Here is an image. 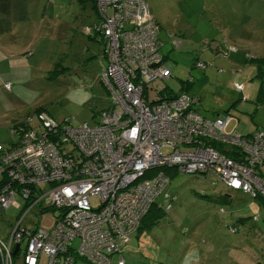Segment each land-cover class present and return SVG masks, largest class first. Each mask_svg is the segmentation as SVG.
Instances as JSON below:
<instances>
[{"label":"built area","instance_id":"2783aa9c","mask_svg":"<svg viewBox=\"0 0 264 264\" xmlns=\"http://www.w3.org/2000/svg\"><path fill=\"white\" fill-rule=\"evenodd\" d=\"M96 9L100 23L85 32L93 29L104 41L108 63L101 81L111 103L93 124L75 125L74 117L57 123L41 112L34 115L40 129L11 128L15 145H0V211L12 205L21 211L8 240L0 237V264H13L15 245L20 243V252L23 242V264H40L42 255L45 264H77L75 255L111 264L159 198L170 209L175 197L163 167L215 175L228 190L264 201V128L252 135L229 131L230 112L208 119L197 112V97H167L162 88L150 87L167 81L173 66L161 53V29L146 0H97ZM196 61L197 68L207 66ZM234 88L242 93L244 84ZM213 141L234 149L237 159ZM34 209L38 220L30 228L24 221ZM47 209L59 211L49 230L38 225ZM117 264L126 263L119 258Z\"/></svg>","mask_w":264,"mask_h":264},{"label":"rangeland","instance_id":"374dc122","mask_svg":"<svg viewBox=\"0 0 264 264\" xmlns=\"http://www.w3.org/2000/svg\"><path fill=\"white\" fill-rule=\"evenodd\" d=\"M62 1H12L21 7L20 21L11 26L6 37L21 36L15 43L24 45L21 49L31 50L33 54H19L13 59L6 54L4 59L0 50V60H4L0 64L2 146L18 139L11 132L16 122L40 129L41 121L34 117L38 109L53 122L74 117L75 125L93 124L111 103L101 81V67L106 63L104 41L93 43L85 33L86 27L99 21L98 14L78 0ZM146 1L161 29V53L173 66L167 81L153 82L150 87H169L176 92L187 88L190 94L200 98L197 112L208 119L231 111L234 120L229 131L235 128L244 134L264 125V101L257 99L261 79L256 64L260 54L264 55V0ZM42 12L48 13V19L55 18L46 29L40 27ZM175 40L177 44H173ZM219 42L232 52L237 49L236 53L239 51L244 60L234 61V53L228 59L217 53L215 47ZM197 59L207 66L197 68ZM22 63H27L26 70ZM64 67H67L65 71ZM8 82L12 83L11 90L5 88ZM234 82L246 86L247 101L242 100ZM190 147L181 145L185 150ZM164 172L169 178L167 191L175 199L170 210H165V216L141 235L140 243L134 236V243L123 253L127 264H264L261 200L228 190L215 175L186 173L176 168ZM16 200L23 205L21 196L17 195ZM90 202L93 207L100 205L98 197ZM20 211L19 206L12 205L0 213L1 238L8 240ZM46 211L38 225L49 230L59 211ZM257 215L259 220L254 221ZM239 218L247 221L240 223ZM33 220H38L36 209L29 213L24 225L33 227ZM231 227L237 231L232 232ZM25 247L23 242L21 251L12 254L13 264H23ZM118 257L119 253L112 256V264L117 263Z\"/></svg>","mask_w":264,"mask_h":264},{"label":"crops","instance_id":"0c3cea01","mask_svg":"<svg viewBox=\"0 0 264 264\" xmlns=\"http://www.w3.org/2000/svg\"><path fill=\"white\" fill-rule=\"evenodd\" d=\"M12 1H15V0H0V36H1V38H0V50H2V55L4 56V59L6 58V54H8V56L11 57L12 59L15 58V57H17V55L19 56V54L22 55V56H29V55H32L33 54L31 50H27V51L22 50L21 48L24 45L21 46L20 44H16L15 43L16 41H18V40H20L22 38L21 36H18V37L12 38V39H9L8 37H6V35L10 31L11 26H15V24H19V21H20L19 20V16H20L21 7L18 4L15 5L14 3H12ZM18 1H22V0H18ZM59 1L63 2L62 0H59ZM87 5H89L91 7L90 4H87ZM84 6H86V5H84ZM16 10H19V12L16 13L15 12ZM95 11L97 12V9ZM47 14H48L47 12L46 13L45 12H42V14H41L40 27L43 28V29L48 28L50 26V24H51V21H54L55 20L54 16H50V18L48 19L47 18L48 17ZM97 14H98V12H97ZM26 16L27 15H25L24 16V19L21 21V25L22 26H23V23L25 21V17ZM98 17H99V14H98ZM98 23H100V17H99V21L98 22H95L94 25H96ZM53 26L56 27V23L55 22L53 23ZM23 32H24V30H23ZM20 33L22 34V31H20ZM97 37H98L99 40H97ZM234 37H235V39L238 38V36L236 34H235ZM89 39L93 43H101L99 41H102V40H100L99 36L97 34H95V32H91L89 34L88 40ZM28 47H31V45H29ZM220 47H221V50H220ZM103 48L105 49V45L103 46ZM16 49H17L16 52H18V53H14ZM215 50L217 51V53H219V52L220 53H223L222 55H225V58H227V59L230 58L231 55L234 53V55H235L234 56V61H243L244 60V58L242 56H240L239 51H238V53H236L237 52V49H235V51L232 52V51L228 50L226 48V46L225 47H222V45H220V42L216 45ZM103 55H104L103 57L105 58L106 63H107V59H106V55H105V50L103 52ZM252 58H255V57H252ZM258 58H264V55L260 54V56ZM197 60H200V59H197ZM245 60H246V58H245ZM3 62H4V60H0V64L3 63ZM106 63L104 65L102 64L101 70L106 65ZM21 66L23 67V70H26L27 67H28L27 66V63H25V64L22 63ZM10 67H12V66H10ZM16 68L18 69V66H16ZM66 69H67V67H64V71ZM244 89L246 91V86L245 85H244ZM244 101H247V99L244 100ZM218 114H220V113H218ZM16 123H23V122L20 121V122H16ZM259 126H262V125H258L256 127H259ZM247 133H251V132H247ZM10 145H12V144H10ZM134 236L137 238V235L136 234H133V236L131 237V241L128 244L129 246L134 243V241H135L134 240L135 239ZM142 236H140L138 238V243H140V239H141ZM128 245H127V247H128ZM18 259L19 258H16V261ZM21 260H22V258H21ZM46 261H47L46 256L45 255H42L41 258H40V264H45ZM78 264H85V263L79 262Z\"/></svg>","mask_w":264,"mask_h":264},{"label":"trees","instance_id":"16d2710c","mask_svg":"<svg viewBox=\"0 0 264 264\" xmlns=\"http://www.w3.org/2000/svg\"><path fill=\"white\" fill-rule=\"evenodd\" d=\"M81 4H83V5H87V4H90L91 5V7L93 8V9H95L96 10V2H97V0H78ZM151 12V11H150ZM152 14V13H151ZM155 19V18H154ZM156 21V20H155ZM157 22V21H156ZM158 23V22H157ZM159 25V24H158ZM86 33V32H85ZM162 47V46H161ZM161 50V49H160ZM164 58H165V60L166 61H168L169 59H168V57L167 56H164ZM256 64H259V77H260V79H261V86H260V89L258 90V101H264V58H259L257 61H256ZM62 69H64V68H62ZM235 83V82H234ZM244 91H245V89H243V91H242V100H246L247 98L245 97V93H244ZM163 92V95L164 96H167V97H169V96H174V95H177V94H180V93H182V92H186V93H188V94H190L189 92H188V90H187V88H184V87H182L181 89H180V91L179 92H176V91H174L173 89H171V88H169V87H163L162 88V91H161V93ZM190 95H192V96H194V97H197V99H198V104L197 105H200V98L198 97V96H195V95H193V94H190ZM197 108V107H196ZM37 111V114H39V113H41V112H44L42 109H38V110H36ZM230 111H228V113H229ZM220 115H225V113H222V114H216V116L213 118V119H216V117H218V116H220ZM13 127H19V128H28L29 126H27V125H25V123L23 122V123H15L14 125H13ZM264 128V125H262V126H259V127H256L255 129H254V131H252L251 133H244L243 135H252L255 131H258V130H262ZM15 143L16 142H14V143H11L12 145H15ZM210 145H212L214 148H216V149H218L219 151H221V152H223V153H225L226 155H228L229 157H232L233 159H237V156H236V152H235V150L234 149H231V148H226L225 146H223L222 144H220V143H218V142H215V141H213V142H211L210 143ZM6 147V146H5ZM169 169L170 168H166V167H163L162 168V170L164 171H168L169 172ZM257 199H259V200H261L263 203H264V201L261 199V198H257ZM166 205H167V203L164 201V199H159L155 204H153L152 206H151V208L149 209V211H148V213L144 216V218L142 219V221H141V223H140V225H139V227H138V230H137V232H135V234L137 235V238H139L143 233H147L148 231H150L152 228H153V226H155L156 224H157V222L160 220V219H162L163 218V216H165V214H166V211L168 210L167 208H166ZM164 207H165V209H164ZM166 210V211H165ZM170 210V209H169ZM46 211V210H45ZM0 213H3V212H1L0 211ZM255 217V216H254ZM253 217V220L254 221H258L259 220V216L257 215L256 217H257V219H255ZM238 221L240 222V223H243L244 224V222L245 221H247V218H239L238 219ZM231 228H234L236 231H237V229L235 228V227H231ZM230 228V229H231ZM232 231V230H231ZM235 231V232H236ZM233 232V231H232ZM130 243V242H129ZM128 243V244H129ZM127 247V246H126ZM126 247L124 248V250L122 251V252H120L119 253V257H118V259L119 258H122V259H124V261H125V263L127 264V262H126V260H125V258L123 257V253L125 252V249H126ZM118 259H117V261H118ZM75 261L77 262V264L79 263V262H83V263H85V264H94V263H92V262H90V261H88V260H86V259H84V258H82V257H80V256H78V255H75ZM111 264H112V261H111ZM162 264V263H161Z\"/></svg>","mask_w":264,"mask_h":264},{"label":"water","instance_id":"95a60500","mask_svg":"<svg viewBox=\"0 0 264 264\" xmlns=\"http://www.w3.org/2000/svg\"><path fill=\"white\" fill-rule=\"evenodd\" d=\"M1 211H2V210H1ZM19 248H20V243H17V244L15 245L14 253H17L18 250H19Z\"/></svg>","mask_w":264,"mask_h":264},{"label":"bare ground","instance_id":"6f19581e","mask_svg":"<svg viewBox=\"0 0 264 264\" xmlns=\"http://www.w3.org/2000/svg\"><path fill=\"white\" fill-rule=\"evenodd\" d=\"M104 50H105V55H106V47H105ZM106 59H107V56H106ZM107 63H108V60H107ZM107 63H106V65H107ZM106 65L102 68V70L106 67ZM102 70H101V71H102Z\"/></svg>","mask_w":264,"mask_h":264}]
</instances>
